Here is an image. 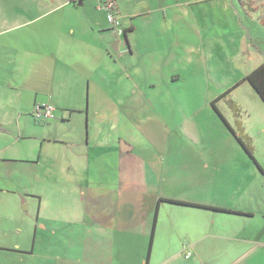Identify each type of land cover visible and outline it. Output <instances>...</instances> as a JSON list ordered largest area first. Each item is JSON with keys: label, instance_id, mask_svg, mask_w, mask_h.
I'll return each instance as SVG.
<instances>
[{"label": "crops", "instance_id": "0c3cea01", "mask_svg": "<svg viewBox=\"0 0 264 264\" xmlns=\"http://www.w3.org/2000/svg\"><path fill=\"white\" fill-rule=\"evenodd\" d=\"M102 3L0 0V106L17 116L0 125V194L34 215L0 249L12 264H264V166L237 141L245 83L212 93L206 70L178 66L240 50L180 45L201 35L183 7L132 14L114 0L119 35ZM228 90L215 106L229 127L211 106ZM37 104L54 118L37 123Z\"/></svg>", "mask_w": 264, "mask_h": 264}, {"label": "rangeland", "instance_id": "374dc122", "mask_svg": "<svg viewBox=\"0 0 264 264\" xmlns=\"http://www.w3.org/2000/svg\"><path fill=\"white\" fill-rule=\"evenodd\" d=\"M93 1L94 3H98V0ZM125 1L126 6L124 8L129 9V12H132V14L137 11L141 12V9H137L136 7H142V3L144 5L143 8H146L143 11L144 13H147L146 10L148 11V9H172V11H174L183 7L184 9H189L188 11L192 10V15H199L200 23L198 32L201 35L198 36L196 33H193L192 30L187 29L188 34L191 33L192 40H181L180 45L190 42L199 44L200 39H202V42L208 40V43L212 45L214 39L219 37L220 40L225 43L227 57L228 54H230H227V49L231 50L238 48L240 50V56H235L237 59H235V61L233 59L231 62L228 61V63L223 61L221 54H216L218 50L214 53L211 52V54L203 50V59L197 63L195 61L196 56H194L193 64L188 62L182 63L179 55L178 66L180 70L185 67L188 71L201 72V69H203L211 75L210 82L212 93H217L219 89L217 84L218 81L226 80L230 82V79H232L238 82L243 80L249 71L264 62V29L258 19L254 17L253 13L249 11L250 9H263L264 11V0ZM92 4V2H87L86 5L90 6ZM229 59H231V57H229ZM235 95L236 99L245 109H236V112H238V120L241 122V131L244 135L249 137V140L244 137L241 139L246 145L249 147L251 145L256 149L257 159L259 163L264 166V133H262V131H264V105L254 92H252V89L247 83L241 85L237 89ZM5 99L4 96L1 99L0 125L6 126L9 130H13L17 125V116L14 107L10 106L11 104L5 101ZM178 101H181V99L179 98ZM187 101H189V97ZM222 102L225 104V102H231V100L227 96ZM225 105H228V103ZM226 110L227 108L225 106H221L222 112H226ZM178 112L179 118H182L183 112ZM24 208L26 207L24 206L16 209L13 207L10 196L0 194V232L2 230L4 231L0 233V247L12 245L14 241L20 240L21 236L25 234L27 219L31 220L34 218V215L31 209L27 210ZM19 214L24 218L20 220L23 226V233L20 234V236L15 230L18 226L15 217H18ZM40 226L41 224L39 223L38 227ZM0 253L3 254L2 256L0 254V264H12L18 261L17 259L13 260L15 256L7 249H0Z\"/></svg>", "mask_w": 264, "mask_h": 264}, {"label": "trees", "instance_id": "16d2710c", "mask_svg": "<svg viewBox=\"0 0 264 264\" xmlns=\"http://www.w3.org/2000/svg\"><path fill=\"white\" fill-rule=\"evenodd\" d=\"M109 3H111L113 5V7L115 6L114 0H103L102 8H103V6H105L106 4H109ZM242 83H247L253 89L254 93L257 95V97L260 99V101L264 105V64L257 67L253 71H251L241 82L235 84L233 88H237ZM230 92L231 91L228 90L226 93L222 94L220 97H218L216 100H214L211 103L212 108L215 110V112L218 114V116L221 118V120L227 126H228V124L226 123V121L224 120L222 115L218 112L215 105H216V102L225 98L227 95H229ZM233 108H234V106H233ZM237 141L239 142V144L241 145V147L245 151V153L249 156V158L254 160L251 147L246 145L240 138H237ZM211 210H215V209H211ZM149 252H150V247L148 249L147 257L149 256Z\"/></svg>", "mask_w": 264, "mask_h": 264}, {"label": "built area", "instance_id": "2783aa9c", "mask_svg": "<svg viewBox=\"0 0 264 264\" xmlns=\"http://www.w3.org/2000/svg\"><path fill=\"white\" fill-rule=\"evenodd\" d=\"M103 9L108 12L107 21L111 25H113V27L117 29L118 34L121 35L123 33V30L119 28L118 21L111 13V10L114 9L113 5L111 3L106 4L105 6H103ZM32 117L37 123L44 124L54 118V108L48 104H37L32 111ZM189 256L190 253H187L186 257L188 258Z\"/></svg>", "mask_w": 264, "mask_h": 264}, {"label": "water", "instance_id": "95a60500", "mask_svg": "<svg viewBox=\"0 0 264 264\" xmlns=\"http://www.w3.org/2000/svg\"><path fill=\"white\" fill-rule=\"evenodd\" d=\"M124 151V150H123Z\"/></svg>", "mask_w": 264, "mask_h": 264}]
</instances>
